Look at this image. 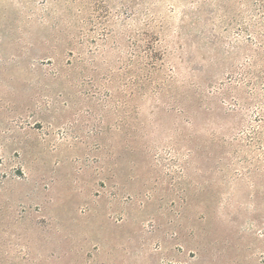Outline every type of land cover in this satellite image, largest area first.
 I'll return each mask as SVG.
<instances>
[{
  "label": "rangeland",
  "instance_id": "obj_1",
  "mask_svg": "<svg viewBox=\"0 0 264 264\" xmlns=\"http://www.w3.org/2000/svg\"><path fill=\"white\" fill-rule=\"evenodd\" d=\"M0 264H264V0H0Z\"/></svg>",
  "mask_w": 264,
  "mask_h": 264
}]
</instances>
